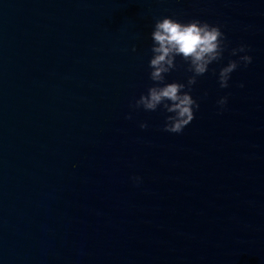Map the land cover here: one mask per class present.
<instances>
[{
  "label": "water",
  "instance_id": "1",
  "mask_svg": "<svg viewBox=\"0 0 264 264\" xmlns=\"http://www.w3.org/2000/svg\"><path fill=\"white\" fill-rule=\"evenodd\" d=\"M164 17L226 37L182 134L130 107ZM0 264H264V0H0Z\"/></svg>",
  "mask_w": 264,
  "mask_h": 264
},
{
  "label": "clouds",
  "instance_id": "2",
  "mask_svg": "<svg viewBox=\"0 0 264 264\" xmlns=\"http://www.w3.org/2000/svg\"><path fill=\"white\" fill-rule=\"evenodd\" d=\"M153 46L152 58L149 61L151 69L149 77L153 86L149 87L147 94H142L130 107L133 110L143 109L155 112L162 108L169 113L163 131L173 134H182L184 129L195 119V112L200 104L190 95L191 88L197 83V77L204 76L209 66L223 59L226 37L219 26H213L200 20L188 23L178 22L176 19L164 17L158 19L151 34ZM134 52L135 48L132 49ZM250 51L246 46L233 49L231 55ZM181 57L188 65L187 71L192 73L187 85L179 82L167 83L166 77L177 68L176 58ZM253 62L250 55H242L239 61H230L219 73L221 88L229 87L231 74L241 64L245 67ZM243 87V85H241ZM228 98L223 97L218 105L223 109ZM127 119H132L131 115ZM140 128L146 130L147 123H141ZM139 180L140 178H134Z\"/></svg>",
  "mask_w": 264,
  "mask_h": 264
}]
</instances>
